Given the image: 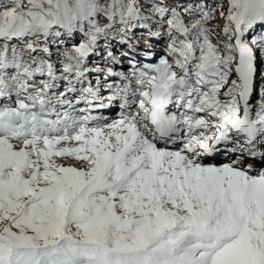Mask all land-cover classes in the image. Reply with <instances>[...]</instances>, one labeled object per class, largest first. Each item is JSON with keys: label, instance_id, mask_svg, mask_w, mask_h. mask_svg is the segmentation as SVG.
<instances>
[{"label": "snow or ice", "instance_id": "1", "mask_svg": "<svg viewBox=\"0 0 264 264\" xmlns=\"http://www.w3.org/2000/svg\"><path fill=\"white\" fill-rule=\"evenodd\" d=\"M0 264H264V0H0Z\"/></svg>", "mask_w": 264, "mask_h": 264}]
</instances>
